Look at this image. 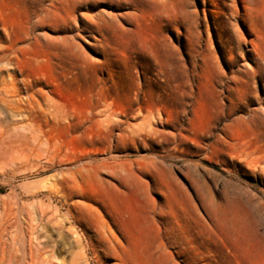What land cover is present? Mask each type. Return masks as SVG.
Listing matches in <instances>:
<instances>
[{
	"label": "rangeland",
	"instance_id": "rangeland-1",
	"mask_svg": "<svg viewBox=\"0 0 264 264\" xmlns=\"http://www.w3.org/2000/svg\"><path fill=\"white\" fill-rule=\"evenodd\" d=\"M229 2L0 0L5 74L83 123L48 128L37 163L0 183V204L49 195L102 264H264V70L250 51H264V0H238L237 17ZM97 106L150 114L160 132L113 142L117 167L101 168V134L85 121ZM83 150L95 155L72 165Z\"/></svg>",
	"mask_w": 264,
	"mask_h": 264
},
{
	"label": "bare ground",
	"instance_id": "bare-ground-1",
	"mask_svg": "<svg viewBox=\"0 0 264 264\" xmlns=\"http://www.w3.org/2000/svg\"><path fill=\"white\" fill-rule=\"evenodd\" d=\"M229 1L231 16L237 17L239 14L238 0ZM241 3L246 8L244 1ZM235 26L237 27V23ZM9 51L8 48L0 47V183H8L9 179L14 178L15 169L21 167L22 164L39 160L38 156L45 152L50 144L47 137L48 128L64 124L71 127H83V123L63 111L50 97L36 90L33 84L17 80L14 69L11 74H5L7 67L12 62ZM250 51L255 54L257 60H260V69L264 70V51L259 53L253 43ZM20 82L23 84V88L20 86ZM131 120L113 113L108 106H97L91 111L90 116L85 117L86 122L93 124L98 129L101 134L99 143L105 146L96 153L102 158L100 162H97L101 168L111 170L117 167L116 163L113 164L109 161L113 156L108 157L111 155L113 142H118L123 136L134 134L137 131H139V135L147 137H154L160 132L156 128L157 123L152 120L150 114H143L139 118L135 117ZM138 121L141 123L137 124ZM87 150L79 151L82 158L74 161L72 165L77 166L78 163L89 161L95 155ZM70 167L72 168V166ZM80 170L88 169L86 165L81 164ZM66 174L72 175L73 172L68 170L64 173V175ZM42 185L43 187L47 186L46 184ZM43 187L40 189L45 190ZM57 187L55 182L53 185L50 183L47 188L49 191L56 192ZM45 198L48 202L41 200L38 196L40 200L37 205H30V209L26 208L24 204L17 205L19 200L14 203L3 202L0 204V264H66L58 256L57 250L60 245L62 248L59 251H66L71 256L69 264H102L96 245L89 244L94 260L90 261V257H87L88 252L86 253V249L83 247V241L91 242V240L86 237L84 232L81 233L77 230L76 223L70 221L69 213L62 212V209L57 205H52L49 195H46ZM25 200L27 201V199ZM67 220L70 226L65 225ZM49 231L58 236L60 244L51 239ZM66 233L71 234L69 237L74 245L67 241L70 238L67 240L63 238ZM74 246L77 247V250H72Z\"/></svg>",
	"mask_w": 264,
	"mask_h": 264
}]
</instances>
